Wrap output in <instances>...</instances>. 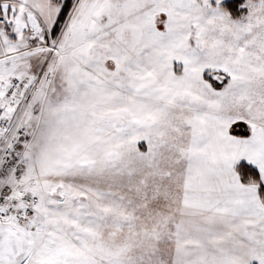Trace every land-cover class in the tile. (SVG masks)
Returning a JSON list of instances; mask_svg holds the SVG:
<instances>
[{
    "label": "snow or ice",
    "instance_id": "1",
    "mask_svg": "<svg viewBox=\"0 0 264 264\" xmlns=\"http://www.w3.org/2000/svg\"><path fill=\"white\" fill-rule=\"evenodd\" d=\"M0 264H264V0H0Z\"/></svg>",
    "mask_w": 264,
    "mask_h": 264
}]
</instances>
